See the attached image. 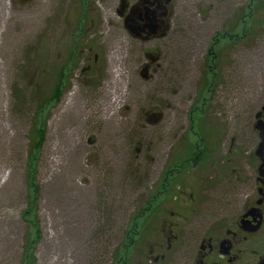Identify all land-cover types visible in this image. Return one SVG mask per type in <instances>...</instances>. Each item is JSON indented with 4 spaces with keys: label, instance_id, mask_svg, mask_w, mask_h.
Here are the masks:
<instances>
[{
    "label": "rangeland",
    "instance_id": "1",
    "mask_svg": "<svg viewBox=\"0 0 264 264\" xmlns=\"http://www.w3.org/2000/svg\"><path fill=\"white\" fill-rule=\"evenodd\" d=\"M82 1L0 0V264H24L29 254L34 264H111L119 257L137 195L152 191L166 167L180 169L214 36L233 21L239 33L251 12V44H235L229 58L225 42L218 44L217 105L230 98L238 125L247 91L251 100L257 91L260 2L172 0L166 35L138 42L115 14L117 0ZM38 127L33 229L23 214ZM151 262L140 252L128 264Z\"/></svg>",
    "mask_w": 264,
    "mask_h": 264
},
{
    "label": "flooded vegetation",
    "instance_id": "2",
    "mask_svg": "<svg viewBox=\"0 0 264 264\" xmlns=\"http://www.w3.org/2000/svg\"><path fill=\"white\" fill-rule=\"evenodd\" d=\"M171 1L117 0L115 14L132 39L152 41L158 39L151 34L156 27L168 31ZM263 1L249 3L260 2L262 7L257 11L259 71L257 91L252 100L247 91L239 124L233 123L230 98L228 105H217L222 72L216 61L220 42H225L227 58L235 44H251L248 27L256 19L252 12L239 23V33L233 21L226 33L214 36L211 64L192 110L196 118L190 125L195 124V130L185 131L194 143L185 135L180 169L168 173L166 167L152 191L137 195L132 217L121 231L119 257L111 264H128L140 252L152 258L151 264H264ZM188 168L195 170L190 177Z\"/></svg>",
    "mask_w": 264,
    "mask_h": 264
},
{
    "label": "trees",
    "instance_id": "3",
    "mask_svg": "<svg viewBox=\"0 0 264 264\" xmlns=\"http://www.w3.org/2000/svg\"><path fill=\"white\" fill-rule=\"evenodd\" d=\"M84 3L82 2V5ZM63 70V69H62ZM65 78L64 71H61L59 73V77L56 79L55 85L52 89L53 93L51 95V99L56 102V100L59 97V93L61 91V88L63 87ZM57 103V102H56ZM35 132V138L32 140V144L30 146V158L27 162V177H26V184L28 189V204L27 208L24 211V218L31 222L29 226L31 225V228L35 229L37 228V219L35 215V208H36V197L38 196V187L34 182V167L36 163V158L33 154L37 155V151L40 150L43 144V131L40 129V127L34 129ZM36 224V225H35ZM32 241H30L31 244ZM29 244V245H30ZM24 264H34V258L32 255H26Z\"/></svg>",
    "mask_w": 264,
    "mask_h": 264
},
{
    "label": "water",
    "instance_id": "4",
    "mask_svg": "<svg viewBox=\"0 0 264 264\" xmlns=\"http://www.w3.org/2000/svg\"><path fill=\"white\" fill-rule=\"evenodd\" d=\"M156 29H158V31H155L154 33H153V31L151 32V34L153 35V36H155V37H157V38H162V37H164L165 35H166V29H164V31H163V28L162 27H156ZM133 34V33H132ZM162 34V35H161ZM134 37L135 38H138L136 35H134ZM143 41H148L149 40V37H147L146 39L144 38V39H142ZM146 68H144L143 69V71H141V73L142 72H144V70H145ZM142 78L144 79V81H148V77H146L145 75H142Z\"/></svg>",
    "mask_w": 264,
    "mask_h": 264
}]
</instances>
